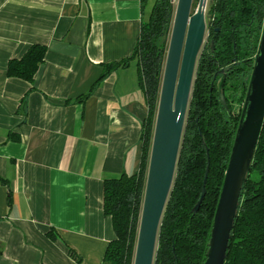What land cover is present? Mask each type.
Segmentation results:
<instances>
[{"label":"crops","instance_id":"0c3cea01","mask_svg":"<svg viewBox=\"0 0 264 264\" xmlns=\"http://www.w3.org/2000/svg\"><path fill=\"white\" fill-rule=\"evenodd\" d=\"M148 8L0 0V264H102L116 238L104 181L139 171L148 105L136 62L101 75L131 57ZM34 45V83L9 77Z\"/></svg>","mask_w":264,"mask_h":264},{"label":"trees","instance_id":"16d2710c","mask_svg":"<svg viewBox=\"0 0 264 264\" xmlns=\"http://www.w3.org/2000/svg\"><path fill=\"white\" fill-rule=\"evenodd\" d=\"M151 1L142 0L143 10ZM172 1L153 0L131 57L105 65L101 75L104 79L136 62L139 87L148 105L142 127L139 171L104 181V214L112 218L116 238L109 243L102 264H132L134 260L162 87L160 76L166 58L164 38L175 16ZM263 25L264 0H210L208 41L197 62L175 180L161 221L154 264L206 261L241 117L242 107L237 103L243 104L245 100ZM45 52L44 46H32L20 60L10 62L8 76L33 84ZM222 71L226 73L224 95L230 114L219 100ZM208 161L207 193L194 214ZM54 232L51 229L47 233L51 240L57 239ZM77 260L81 264L79 257ZM225 264H264V123L248 180L242 188Z\"/></svg>","mask_w":264,"mask_h":264},{"label":"water","instance_id":"95a60500","mask_svg":"<svg viewBox=\"0 0 264 264\" xmlns=\"http://www.w3.org/2000/svg\"><path fill=\"white\" fill-rule=\"evenodd\" d=\"M193 1L178 0L175 11L132 264H154L161 221L175 180L197 62L207 31L208 2L199 0L196 12L192 13ZM221 74L219 100L230 114L224 95L226 73L222 71ZM263 123L264 25L204 264H225L231 232L238 217L242 188L252 168ZM207 156L209 159L208 149ZM209 170L210 161L201 197L193 209L194 214L198 213L205 199Z\"/></svg>","mask_w":264,"mask_h":264},{"label":"rangeland","instance_id":"374dc122","mask_svg":"<svg viewBox=\"0 0 264 264\" xmlns=\"http://www.w3.org/2000/svg\"><path fill=\"white\" fill-rule=\"evenodd\" d=\"M172 2H173V6L175 7V11H176L178 0H173ZM152 4H153V0L151 2H149V8H148L149 12L152 9ZM198 5H199V0H194L193 1V7H192V13L196 12V10L198 8ZM209 7H210V0H208L207 10H206L207 25H208V9H209ZM172 29H173V26H172L171 30L169 31V33L164 38V41H166V48H165V50H166V58H165V61L163 62V68H162V71H161V76H160L161 77V83L163 81L164 69H165L166 60H167V55H168V50H169V45H170V40H171V35H172ZM208 35H209V33H208V30H207L203 47L207 44ZM203 47H202V49H203ZM202 49H201V51H202ZM159 100H160V97H159ZM243 104H244V102H243ZM243 104H240L239 102L237 103V105H239L241 107H243ZM158 106H159V103H158Z\"/></svg>","mask_w":264,"mask_h":264},{"label":"bare ground","instance_id":"6f19581e","mask_svg":"<svg viewBox=\"0 0 264 264\" xmlns=\"http://www.w3.org/2000/svg\"><path fill=\"white\" fill-rule=\"evenodd\" d=\"M208 2V0H206Z\"/></svg>","mask_w":264,"mask_h":264}]
</instances>
